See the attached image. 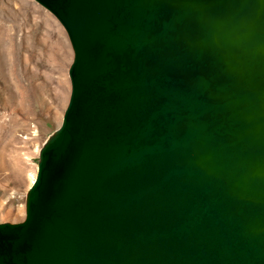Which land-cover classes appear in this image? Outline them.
<instances>
[{"label":"water","instance_id":"1","mask_svg":"<svg viewBox=\"0 0 264 264\" xmlns=\"http://www.w3.org/2000/svg\"><path fill=\"white\" fill-rule=\"evenodd\" d=\"M71 49L0 264H264V0H33Z\"/></svg>","mask_w":264,"mask_h":264},{"label":"rangeland","instance_id":"2","mask_svg":"<svg viewBox=\"0 0 264 264\" xmlns=\"http://www.w3.org/2000/svg\"><path fill=\"white\" fill-rule=\"evenodd\" d=\"M71 55L48 11L33 0H0V222L23 218L38 149L67 102Z\"/></svg>","mask_w":264,"mask_h":264},{"label":"bare ground","instance_id":"3","mask_svg":"<svg viewBox=\"0 0 264 264\" xmlns=\"http://www.w3.org/2000/svg\"><path fill=\"white\" fill-rule=\"evenodd\" d=\"M32 180V179H31Z\"/></svg>","mask_w":264,"mask_h":264}]
</instances>
